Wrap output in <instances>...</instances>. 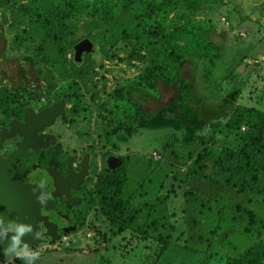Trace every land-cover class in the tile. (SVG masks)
I'll list each match as a JSON object with an SVG mask.
<instances>
[{
  "label": "rangeland",
  "instance_id": "374dc122",
  "mask_svg": "<svg viewBox=\"0 0 264 264\" xmlns=\"http://www.w3.org/2000/svg\"><path fill=\"white\" fill-rule=\"evenodd\" d=\"M31 1H10L12 9L7 11V16L13 25L12 28L7 24L3 26V35L6 42L3 51L0 43V72L7 70L9 75H13L17 72L16 68L18 66L20 68L24 67L26 73L51 74V76H47V79H44V82L59 87L62 84H57L58 75L73 74V79L69 78V81H65L63 86H69L71 90V84L73 83L75 87H72L83 99L80 104L89 105L91 108L76 109L77 115L71 120L81 123L80 125L76 124L81 127L78 129L79 131L88 130L91 133L92 137L88 136V138H93L94 147L105 148L108 145L106 136L103 135L105 130L103 124H101L102 121L109 120L111 127L123 125L122 128H119L121 134L117 135V140L120 141L118 152L126 156L129 165L134 164L132 162L135 161L137 165V174L135 175L133 173L135 169H129L130 166L127 164L128 162L126 163V173L123 176L127 174L131 179L124 177L125 181L129 183L133 178H144L151 181V185L163 182L162 194H166V191H172V187L178 189L177 185L179 184L182 189L190 184L198 185L200 188L209 190L208 192L215 193V189L218 187L212 186L203 179L207 178L209 180V177L213 175L215 177L234 175L237 184H241L243 178L250 177V171H247V166L245 167L244 162L241 161L236 152L245 143L243 141L244 135L248 136L247 133L251 130L249 124L252 119H244L248 110H264V74L249 75L257 64L254 61L248 64L249 66L239 68L241 71H237L236 59L233 58V47L237 45L233 41L235 37V32L233 33V12L235 11L233 10V4L239 6L237 1L223 0V2H227V5L218 9V11H216L217 8L211 10L205 8L196 17L200 22L212 26V28L204 29L212 41L217 44L221 58L217 59L218 63L215 68H212L210 64L202 67L200 59L193 58L185 59L179 64L182 79L190 83L193 101L181 103V93L178 88L172 83L168 84L162 81L161 86L158 87V95L150 92L149 100L144 105L140 104V100L131 91L127 93L130 95L127 99L123 97L114 99L111 97L115 88L125 85L126 80L136 77L143 68L141 61L128 60V56L132 52L131 45L128 42L124 41L121 45L111 47L108 44H101L105 51L117 54V56L111 58L106 55L102 56V67H99L98 59L92 57L89 51L77 47L78 42L74 47V51L78 52L74 55V59L73 51L68 47L63 57L65 61L61 63H52V57L45 53V51H50L47 44L51 40L43 36H34L37 33L33 35L34 39L30 41V44L24 43L17 46L18 44L14 42L16 37L22 36L24 31L28 29L32 30H29L30 32H40L42 27L41 25H31L29 20L26 19L27 14L21 10L15 13L14 8L21 4L43 6L44 9L54 8L57 5L56 0H45L46 4L42 0H34V4H31ZM256 1L259 2V8L262 4L264 6V0L263 2ZM242 3L243 1L240 0V7H235V9H238V15L252 17L254 19L253 23L260 26L259 30L261 32H258L256 36L262 37L264 35L262 13L255 14L257 9L253 5L243 8ZM12 10L14 11L13 15L11 14ZM1 17L2 13H0ZM172 18L173 12H168L167 20L169 21ZM167 20L166 23H168ZM255 27L256 24L249 26L252 30H255ZM27 34L24 37L26 42ZM84 34L83 29H79L74 36ZM83 40L89 41L90 39L86 37ZM251 40L254 44L264 45V37L256 40V37L251 35ZM89 42L92 43L93 41L90 40ZM95 46L96 44H92L89 48L93 50ZM209 53L213 54V52ZM251 53L248 55H251ZM208 71L211 73H208ZM247 71L249 76L246 75ZM61 89L62 87L59 90ZM131 96L133 100H130ZM22 97L23 94L20 92L10 93L8 88L0 87V114L8 111L12 99L22 100ZM16 102L15 108L18 109L20 101ZM130 103L135 105L129 108ZM138 103L139 105H137ZM113 105H116L117 110L121 111L119 114H114L115 112L111 109ZM82 114H85L84 119H82ZM83 122L85 123L82 124ZM233 123L237 125L235 128H233ZM170 128L181 132L178 139L173 137L171 146L158 150L168 136ZM102 143L105 144L102 145ZM256 160L261 163L264 160V155L257 157ZM192 172L199 177L189 178L184 183L185 176L193 175ZM253 185L254 190L262 189L264 178L260 176ZM178 191L180 192L179 189ZM200 192L202 194V191ZM200 196L189 194L193 202H198ZM205 197L212 198L210 195H205ZM226 197L224 202L222 200L223 203L227 202ZM180 199L179 206L184 201L181 197ZM236 199L245 206L249 196L240 194V196L237 195ZM255 199H257L255 203L251 201H248V203L260 210L264 208L260 196H255ZM96 200L100 203L103 202L101 194H98ZM191 204L188 203L187 205L195 206ZM207 205L216 210L219 207L212 204ZM84 208L88 209L87 207ZM133 209L124 212L125 215L124 213L121 215L123 216L122 227L119 233L115 226L112 231H108L106 229L107 223L102 224L101 220L96 218L99 214L104 215L103 208L98 206L97 212L91 213L89 216L90 223L96 220L101 223L98 226L96 235L93 236L91 230H84L83 232H89L87 236H90V238L75 239L74 237H68L55 242L40 240L37 245L29 248V250L38 252L36 259L39 258V260L37 264H98L102 259L106 261L104 264H152L154 260L152 261L150 255L156 251L154 249L163 252L162 242L166 236L162 234L156 237L153 234V237H151L145 226L147 219L144 223H140L138 215L141 211L136 206ZM219 209L223 213L229 212L224 208L219 207ZM213 213L210 212L209 214L212 216ZM178 216L181 215L178 214ZM132 222H135L134 226L130 225ZM207 222L212 221L209 219ZM138 223L139 225H137ZM202 227L207 229L209 226L203 225ZM131 228L135 229L134 233L131 232ZM113 231L118 234H113ZM202 231V229H195L192 232L197 237ZM184 235L187 236L186 238L189 240L187 243L190 245L191 236L189 233L187 235L186 231ZM174 236L176 237L177 233ZM234 239H236V236H233ZM156 240L157 242H155ZM202 245L204 246V244ZM199 247L201 248V246ZM177 251L178 248L175 252H165L164 259H169L167 262H170V264H192V261L197 264L196 261L199 255L194 254L193 260L188 257L190 260L185 261L177 256ZM123 252L126 254L122 257ZM147 258L148 261H146ZM19 260L20 258L11 255L3 259L0 264L19 262Z\"/></svg>",
  "mask_w": 264,
  "mask_h": 264
},
{
  "label": "trees",
  "instance_id": "16d2710c",
  "mask_svg": "<svg viewBox=\"0 0 264 264\" xmlns=\"http://www.w3.org/2000/svg\"><path fill=\"white\" fill-rule=\"evenodd\" d=\"M10 1L0 0V13H2L0 18V43L2 51L6 42L3 35V26L7 24L12 28L13 25L7 16V11L12 9ZM42 1L46 4L45 0ZM56 1L57 5L54 8L48 7L49 9H44L43 6L23 4L14 8L15 13L20 10L26 13L28 16L26 19L29 20L31 25H41L42 27L40 32H30L31 29L24 31L22 36L15 38V44H18L17 46L24 43L30 44V41L34 39L33 35L37 33L34 36H43L51 40L47 44L50 51H45V53L52 57V63H61L65 61L63 57L66 49L68 47L72 49L74 59V46L87 37L91 42L93 41L92 44H96L95 49L90 53L92 57L98 59L99 67H102V56L106 55L111 58L117 56V54L105 51L101 44H108L111 47L121 45L124 41L128 42L132 50L128 60L141 61L143 68L136 77L126 80L125 85L113 90L111 97L114 99L121 97L127 99L130 96L127 93L131 91L140 100V104L144 105L149 100L150 92L158 95V87L161 86L162 81H165L178 88L181 93V103L191 102L193 101L191 86L189 82L182 79L179 64L185 59L193 58L200 59L202 67L210 64L212 68H215L218 63L217 59L221 58L217 44L212 41L204 29L212 28V26L200 22L196 17L205 8L209 10L217 8L216 11H218V9L227 5V2H223V0ZM34 2L32 0L31 4H34ZM233 10H235V7H233ZM14 11L12 10V15ZM168 12H173V18L169 21L167 20ZM166 20L168 23H166ZM79 29H83L85 34L74 36ZM26 33H28L27 42L24 40ZM22 40L24 41L21 42ZM209 52H213V54L211 55ZM4 72L8 73L7 70ZM25 72V68L17 70L19 74ZM208 73L211 72L208 71ZM68 74L70 73L58 75L56 80L58 82L66 80ZM48 75L51 76V74ZM68 89L70 90V87ZM130 100H133L132 96ZM134 105L130 103L129 108ZM111 109L115 112L114 114L121 112L117 110L116 105H113ZM249 118L252 119L249 124L251 130L247 133L248 136L244 135L243 141L245 143L236 152L241 161L244 162L245 167L247 166V171H250V177L243 178L241 184H237L234 175L229 177H215L213 175L209 177V180L207 178L203 180L214 187H218L215 189V193L208 192L209 190L200 188L198 185L190 184L182 189L179 184L177 187L180 192L177 188L172 187L173 192L166 191V194H162L163 182L151 185V181L144 178L135 179L132 177L133 180L128 183L124 177L129 180L131 178L126 174L127 176H122L123 178L119 182L114 183L111 181L105 185L104 191H100L101 200L103 201L101 203L104 204L102 207L104 215L99 214L97 218L101 220L102 224L107 223L106 229L108 231H112L115 226L119 233L122 227L123 216L121 215L130 209L134 210V206L138 207V210L141 211L138 219L140 223H144L147 219L145 226L151 237H153V234L156 237L162 234L166 236L162 242L163 252L154 249L156 251L150 255L152 261L154 260L152 264L157 262L170 264V262H167L169 259H164V254L167 251L175 252L176 248H178L177 256L185 261L190 260L188 257L193 260L194 254L199 255L196 261L197 264H264V208L260 210L248 203V201L255 203V200H257L255 196L258 195L262 204H264V187L256 189V191L253 185L260 176L264 178V160L261 163L256 160L257 157L264 155V110H248L244 119ZM105 123L111 126L109 120ZM119 126V128L123 127L122 124ZM236 126L233 123V128ZM119 128H117L118 131H120ZM170 129L168 136L158 150L171 146L173 137L178 139L181 132ZM238 145L240 144L238 143ZM132 163L134 164H127L130 166L129 169H135L133 173L136 175V161ZM192 177L199 176L195 173L191 176H185L184 183ZM200 191H202V194H200ZM189 194L203 196H200L198 202H193ZM240 194L249 196L245 206L236 199L237 195L240 196ZM205 195H210L212 198L205 197ZM179 196L184 199L180 206L178 204L181 200ZM225 197L227 202L223 203ZM188 203L195 206L187 205ZM207 204L219 206L229 212L223 213L219 207L216 210ZM210 212H214L212 216L209 214ZM178 214L181 216L179 217ZM187 217L190 218L186 219ZM209 219L212 222H207ZM175 221L177 222L175 223ZM134 223L132 222L130 225L134 226ZM203 225L209 227L206 229L202 227ZM96 228H98V225ZM143 229L147 231L145 227ZM195 229H202L203 231L196 237L193 233ZM134 231L135 229L131 228V232L134 233ZM185 231L187 235L189 233L191 236L190 245L187 243L189 241L186 238L187 236L184 235ZM115 233L113 231V234ZM175 233H177L176 237L174 236ZM233 236H236V239L233 240ZM125 254L123 252L121 256L123 257ZM38 260L39 258L33 261V264H37ZM146 261H148V258ZM105 262V259H102L98 264H104ZM9 264H24V262L20 259L19 262ZM192 264H195V262L192 261Z\"/></svg>",
  "mask_w": 264,
  "mask_h": 264
},
{
  "label": "flooded vegetation",
  "instance_id": "af4514ba",
  "mask_svg": "<svg viewBox=\"0 0 264 264\" xmlns=\"http://www.w3.org/2000/svg\"><path fill=\"white\" fill-rule=\"evenodd\" d=\"M19 69L24 67L16 68ZM47 76L48 74L16 72L9 75L0 72V87L8 88L10 93L23 94L22 100L12 99L8 111L0 114V134H4L0 140V158L7 159L17 149L18 144L25 143L23 134H28V142L32 145H26L24 153L18 157L16 163L19 180L23 184L37 185L42 189L48 208L40 207L39 210L41 216H45L46 220L55 226V241L68 237L88 239L89 232L83 231L91 230L94 236L98 233L96 226L100 225L97 220L90 223L89 216L97 212L98 206L104 205L97 201L96 197L101 190H105L107 183L122 180V176L126 173V163L129 161L125 155L118 152L120 141L117 140V135L121 134L117 129L119 125L111 127L101 122L108 145L105 148H95L93 138H88V136L92 137L91 133L88 130L79 131L81 127L78 125L81 123L71 120L77 115L76 109L91 108L89 105L80 104L83 99L76 93L73 83L71 90L68 89L69 86H63L69 78L73 79V74H68L66 80L57 82L59 85L62 84L61 90L59 86L44 82ZM61 98H63V110L49 125L35 129L32 134L30 123H36L27 120V108L31 109L33 115H37L45 108L55 107ZM16 101H20L18 109L15 108ZM62 115L64 116L61 117ZM84 115H81L82 119L85 118ZM24 124L27 127H21ZM11 127H13L12 132ZM96 143L98 144L97 141ZM67 158H70L73 172L77 175L76 185L70 188L69 192L70 196L77 200L68 204L61 201L59 196L52 195L53 180L46 171L47 167H51L60 177H64L67 173ZM84 164H87V168L81 175V165ZM38 225L35 232L39 233V242L51 240L52 237L47 234L42 222Z\"/></svg>",
  "mask_w": 264,
  "mask_h": 264
},
{
  "label": "water",
  "instance_id": "95a60500",
  "mask_svg": "<svg viewBox=\"0 0 264 264\" xmlns=\"http://www.w3.org/2000/svg\"><path fill=\"white\" fill-rule=\"evenodd\" d=\"M90 45H92V43H90L88 40H82L78 43L77 47H81L82 49H85V51L91 52L92 49L89 48ZM77 53V51L74 52V55ZM62 104L63 98L59 100L55 107L45 108L37 115H33L31 109L27 108V120L36 123H30V132L33 134L35 129H41L45 125H49L53 118L63 110ZM63 116L64 115L61 117ZM31 118H34V120H31ZM21 127H27V125L24 124ZM12 130L13 127H11V132ZM3 135L4 134H0V140ZM27 135L26 133L23 134L25 143L18 144L17 149L12 152L7 159L0 158V221H3L4 224L10 223L12 221L27 223L32 226L34 232L39 227V222H42L43 228L47 234L52 237L51 241H55V226L49 223L45 216H41L40 214V207H44L45 209L48 208V204L44 199L41 201L37 198L42 194V189L37 185L21 183L17 175V159L24 153L26 145H32V143L28 142L29 138ZM67 163V173L64 177H60L54 168H46L47 173L52 177L53 180L54 192H52V195L59 196L60 200L66 204H68L70 201L73 202L77 200L71 197L69 193L70 188H73L76 185L77 175H75L73 172V164L71 163L70 158H67ZM81 168L82 175L86 171L87 164H84L83 166L81 165ZM33 235L34 233L29 231L21 236L22 241L28 242L29 248H32L39 243L38 237ZM6 244L7 240L0 241V262L6 257L11 256L10 254L3 251Z\"/></svg>",
  "mask_w": 264,
  "mask_h": 264
},
{
  "label": "crops",
  "instance_id": "0c3cea01",
  "mask_svg": "<svg viewBox=\"0 0 264 264\" xmlns=\"http://www.w3.org/2000/svg\"><path fill=\"white\" fill-rule=\"evenodd\" d=\"M234 1H237L239 6H235V4H233V7H240V0ZM242 1L243 8L249 7V5H253V7L257 9L255 10V14L259 12L262 13V24L264 25L263 4L261 5V8H259V2H257L256 0ZM260 1L263 2V0ZM253 20L254 19L252 17L246 15H243L242 19V16L238 15V9H235L233 14V33L235 32V37L233 38V41L236 42L235 44L237 45L233 47V58L236 59L237 71H241L239 70V68L249 66L248 64H251L253 61L256 62L257 64L252 69V72L249 74V72L247 71L246 73V75L249 74L255 76L258 74H264V45H261L259 43L254 44L251 40V35H253V37H256V40H260L264 37V35H262V37L256 36L257 33L261 31L259 30V24L253 23ZM253 24H256V27L254 28L255 30L249 28V26ZM250 52H252L251 55H248ZM248 76L246 77V79L248 78Z\"/></svg>",
  "mask_w": 264,
  "mask_h": 264
},
{
  "label": "clouds",
  "instance_id": "9594fccd",
  "mask_svg": "<svg viewBox=\"0 0 264 264\" xmlns=\"http://www.w3.org/2000/svg\"><path fill=\"white\" fill-rule=\"evenodd\" d=\"M37 198L42 201L45 196L41 194ZM29 231L34 233L33 236H39V233L34 232L30 224L17 221L4 224L3 221H0V241L7 240L3 251L20 258L24 264H33L38 256V252L29 250L28 242L21 240V236Z\"/></svg>",
  "mask_w": 264,
  "mask_h": 264
}]
</instances>
